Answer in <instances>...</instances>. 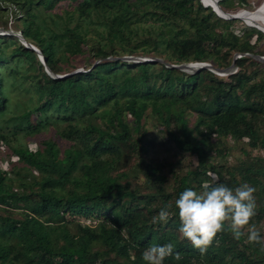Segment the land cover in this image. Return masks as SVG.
Returning a JSON list of instances; mask_svg holds the SVG:
<instances>
[{"label": "trees", "instance_id": "trees-1", "mask_svg": "<svg viewBox=\"0 0 264 264\" xmlns=\"http://www.w3.org/2000/svg\"><path fill=\"white\" fill-rule=\"evenodd\" d=\"M248 2L219 5L231 13ZM0 7L2 26L15 20L46 60L0 36V264H146L149 246L169 242L183 255L164 264H264L261 245L227 228L202 255L175 208L187 188L247 183L264 236V54L252 43L262 31L237 33L201 0ZM237 55L225 76L177 68L227 69ZM149 57L159 61L128 60ZM171 150L195 169L157 158ZM168 205V222L153 223Z\"/></svg>", "mask_w": 264, "mask_h": 264}, {"label": "clouds", "instance_id": "clouds-1", "mask_svg": "<svg viewBox=\"0 0 264 264\" xmlns=\"http://www.w3.org/2000/svg\"><path fill=\"white\" fill-rule=\"evenodd\" d=\"M255 191L247 183L233 189L222 183L213 185L205 182L200 191L185 189L175 201L179 232L202 255L214 243L217 234L223 233L226 228L231 230L235 239L246 236L249 243L259 244L264 249V236L257 223L253 222L256 216ZM171 207L162 208L152 222L166 224L172 214L169 211ZM174 249L175 245L171 242L153 244L143 252V260L146 264H164L170 257L181 260L183 254Z\"/></svg>", "mask_w": 264, "mask_h": 264}, {"label": "rangeland", "instance_id": "rangeland-1", "mask_svg": "<svg viewBox=\"0 0 264 264\" xmlns=\"http://www.w3.org/2000/svg\"><path fill=\"white\" fill-rule=\"evenodd\" d=\"M248 3L251 4V6H253L255 9L252 8L251 10L250 9L249 10L248 9L247 10L246 9H243V10H245V11H256L257 9H259L264 4V0H249ZM1 7H0V9H2ZM239 11H242V9H239V10L234 9V10H231L230 12L231 13H237ZM5 12H7V13L9 12L10 13V10L9 9L8 10H5ZM14 21L15 20H13L12 22H10L8 29H5L4 26H2L3 25L2 22H0V24H1L0 25V36H2V35L3 36H11L12 39H15V40L17 39L20 43L26 45L22 41V37L23 36L20 33V31L17 30V29H15ZM234 29H235V31L237 33L241 32L244 29H255L256 31H259L258 29L247 25L242 20L235 21V28ZM259 32H261V31H259ZM261 33L264 35V32H261ZM252 43H256L257 44L258 51L260 50V52H263V54H264V36H263V38H262L261 41H258L257 40V37H254L252 39ZM259 57H262V56H256V59L259 60V61H261V62H264V60L259 59ZM149 58L150 59H155L154 57H149ZM128 60H130V59H128ZM82 70L83 69H81V68L79 69V71H82ZM212 72L220 75L218 72H215V71H212ZM222 76H225V75H222ZM19 137L21 139L24 138L23 134H19ZM243 147H244L243 144H240L239 145V148H243ZM157 158H159V160H161V162H167V163L175 166L176 168H178L176 171H178L180 174L186 173L187 170L195 169V167L197 166V161L194 158L193 159H185L183 163H182V160H181L182 165H176L180 161V156H178L175 153L174 150L173 151L171 150V151L166 152V153L165 152H159ZM3 160L6 161L4 157H3Z\"/></svg>", "mask_w": 264, "mask_h": 264}, {"label": "water", "instance_id": "water-1", "mask_svg": "<svg viewBox=\"0 0 264 264\" xmlns=\"http://www.w3.org/2000/svg\"><path fill=\"white\" fill-rule=\"evenodd\" d=\"M202 1V0H201ZM203 3V2H202ZM218 3V2H217ZM203 5L205 7H209L207 6L206 4L203 3ZM213 9V11L222 19L224 20H228V21H234V20H239V17L236 16V15H233V14H230V13H226L222 10V8L219 6H217L216 8L214 7H210ZM222 13V14H221ZM26 46L32 50L33 52H35L39 58V60L43 63V64H46V60L45 58L43 57L42 53L40 52V50L38 48H36L35 46L31 45V44H28L26 43ZM239 58V55H237L235 57V60L233 62V64L227 68V69H216L214 68L212 65L210 64H203V63H198V64H189V65H180L178 66L177 68L180 69V70H183L185 72H188V73H194L198 70H202V69H209L211 71H215V72H218L220 75H228V74H231L233 72V70L236 68V60ZM259 59L261 60H264V57H259ZM131 61H136V62H150V63H154V62H157L159 60H156V59H130ZM46 71L48 74H50L51 76L55 77V78H61L60 76H57V75H54L48 68H46ZM77 72H80V71H77ZM75 72V73H77ZM64 77H67V76H64Z\"/></svg>", "mask_w": 264, "mask_h": 264}, {"label": "bare ground", "instance_id": "bare-ground-1", "mask_svg": "<svg viewBox=\"0 0 264 264\" xmlns=\"http://www.w3.org/2000/svg\"><path fill=\"white\" fill-rule=\"evenodd\" d=\"M202 1L207 6L214 8L219 6L221 2V0H202ZM230 14L238 16L239 20L244 21L247 25L264 32V4L256 11L242 10L237 13H230Z\"/></svg>", "mask_w": 264, "mask_h": 264}, {"label": "built area", "instance_id": "built-area-1", "mask_svg": "<svg viewBox=\"0 0 264 264\" xmlns=\"http://www.w3.org/2000/svg\"><path fill=\"white\" fill-rule=\"evenodd\" d=\"M22 41L25 43V40H24L23 37H22ZM4 158H5V157H4ZM5 160H6V161H4V160H3V161L6 163V162H7V159L5 158Z\"/></svg>", "mask_w": 264, "mask_h": 264}]
</instances>
